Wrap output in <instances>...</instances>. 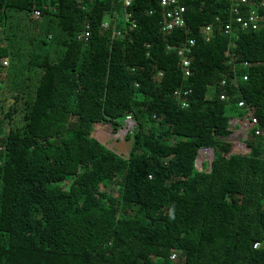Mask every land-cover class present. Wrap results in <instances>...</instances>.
Returning <instances> with one entry per match:
<instances>
[{
    "label": "trees",
    "instance_id": "1",
    "mask_svg": "<svg viewBox=\"0 0 264 264\" xmlns=\"http://www.w3.org/2000/svg\"><path fill=\"white\" fill-rule=\"evenodd\" d=\"M185 5L187 27L164 34L159 0H0V264H264V134L248 154L229 142L249 111L264 130V8L231 38L227 2ZM129 116L127 157L92 136Z\"/></svg>",
    "mask_w": 264,
    "mask_h": 264
},
{
    "label": "built area",
    "instance_id": "2",
    "mask_svg": "<svg viewBox=\"0 0 264 264\" xmlns=\"http://www.w3.org/2000/svg\"><path fill=\"white\" fill-rule=\"evenodd\" d=\"M228 3V19L226 24L222 26L223 32L231 37H238L242 32H251V31H259L262 28L263 17L260 13V10L264 8V0H221ZM133 0H122L124 5V9L127 10L132 6ZM186 0H159V6L162 10V21L160 24L161 32L164 34H171L173 31L182 30L187 27V7L185 5ZM41 17L40 12H35L33 15L34 20H38ZM124 19L126 22L131 23V30L136 28V23L134 22L133 14L125 11ZM117 21V20H116ZM116 23V22H115ZM217 24H222V19L220 17L216 18ZM103 28L109 30L111 28V24L107 21L103 24ZM116 27L114 26L113 29ZM214 30V25H208L205 27V35L207 36V40L210 39ZM2 27L0 26V40L2 38L1 35ZM91 37V33L89 28H87L83 33L80 34L79 40L83 42H88ZM231 45L234 46V41L231 42ZM196 46V42L194 40H189L184 42L176 51L178 57L181 61V69L184 73L185 78H189L192 76V59L194 55V48ZM9 66V60L3 59L0 62V94L3 89V83L1 82V70L2 68H7ZM244 66H249L248 63H245ZM162 76V73L159 74ZM244 80H248V76H244ZM222 86L227 84L226 80L222 81ZM190 92H176V96H188ZM222 100L226 99L225 95L221 96ZM183 107H188L189 103L187 99L182 101ZM238 106L240 108H247L245 102H239ZM2 111L0 104V125L2 123ZM232 127L239 126V130L237 133H241L245 136V139L248 137L251 131H255L257 136H261L264 134V130L261 128L258 119L252 114L251 111L248 112V115L244 119H235L231 122ZM135 129L134 120L131 116L127 117L125 121L124 127L119 130L118 136H124L127 134L130 135L133 133ZM1 130V129H0ZM2 138V137H1ZM245 145V144H243ZM248 148L246 145L244 146ZM3 147H0V151ZM203 155H213L212 150H200L199 157L196 161V167L199 171H203L205 164H212V160H205ZM259 247V244L255 246V248ZM172 259H176V255L172 256Z\"/></svg>",
    "mask_w": 264,
    "mask_h": 264
},
{
    "label": "rangeland",
    "instance_id": "3",
    "mask_svg": "<svg viewBox=\"0 0 264 264\" xmlns=\"http://www.w3.org/2000/svg\"><path fill=\"white\" fill-rule=\"evenodd\" d=\"M120 14V21H123L125 13L121 12ZM237 131L238 130L235 129V132L229 138V142L233 145L235 153L248 154L250 152L249 148L243 146V144H245V136L241 133H237ZM118 133L119 132L114 131L109 124L104 123L94 126L92 136L105 144L108 148L116 151L117 154L127 157L131 149V142L126 141L127 134L121 137L118 136ZM203 158L205 160H212L213 155H203Z\"/></svg>",
    "mask_w": 264,
    "mask_h": 264
},
{
    "label": "water",
    "instance_id": "4",
    "mask_svg": "<svg viewBox=\"0 0 264 264\" xmlns=\"http://www.w3.org/2000/svg\"><path fill=\"white\" fill-rule=\"evenodd\" d=\"M134 126H136V122H134ZM98 140V139H97ZM99 141V140H98ZM100 142V141H99ZM100 143H102V142H100ZM103 144V143H102ZM103 145H105V144H103ZM243 146H245V145H243ZM109 149H111V148H109ZM111 150H113V149H111ZM114 151V150H113ZM213 156H214V153H213ZM198 157H199V155H198Z\"/></svg>",
    "mask_w": 264,
    "mask_h": 264
}]
</instances>
